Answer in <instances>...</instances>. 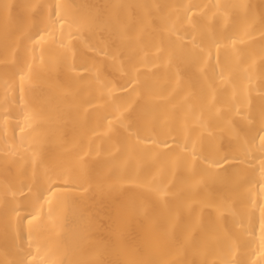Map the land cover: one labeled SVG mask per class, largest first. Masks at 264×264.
Here are the masks:
<instances>
[{"label":"bare ground","instance_id":"obj_1","mask_svg":"<svg viewBox=\"0 0 264 264\" xmlns=\"http://www.w3.org/2000/svg\"><path fill=\"white\" fill-rule=\"evenodd\" d=\"M0 264H264V0H0Z\"/></svg>","mask_w":264,"mask_h":264}]
</instances>
